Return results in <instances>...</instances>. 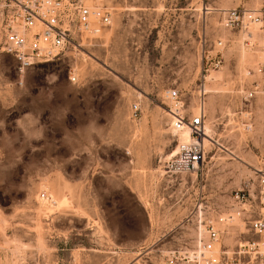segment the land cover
Returning <instances> with one entry per match:
<instances>
[{
	"label": "rangeland",
	"instance_id": "374dc122",
	"mask_svg": "<svg viewBox=\"0 0 264 264\" xmlns=\"http://www.w3.org/2000/svg\"><path fill=\"white\" fill-rule=\"evenodd\" d=\"M18 1L0 0V264H176L171 252L228 213L214 254L264 242L249 227L264 218V91L249 96L264 75V21L224 26L264 16V0H87L110 22L24 68L1 49ZM174 88L186 121L205 112V160L189 172L166 166Z\"/></svg>",
	"mask_w": 264,
	"mask_h": 264
},
{
	"label": "built area",
	"instance_id": "2783aa9c",
	"mask_svg": "<svg viewBox=\"0 0 264 264\" xmlns=\"http://www.w3.org/2000/svg\"><path fill=\"white\" fill-rule=\"evenodd\" d=\"M17 3V9L1 19V49L15 56L20 61L21 68L59 58L71 43H75L76 36L83 30H88L93 24H108L111 18L105 6L88 3L87 0H20ZM246 21L261 22L264 21V16H254L253 13L246 16H228L224 19V26L242 25ZM258 90L264 91V75L249 92V96H253ZM166 94L177 103L170 109L172 129L176 132L187 130L188 133L187 141H178L176 153L167 163V169L176 173L197 170L206 155L203 141L206 131L204 108L186 121L177 106L178 90L169 89ZM133 109L137 111L138 106L134 104ZM261 182L264 183V179ZM248 196L243 190H236L232 199L241 203ZM40 197L47 198L44 192L40 193ZM263 201L264 184L260 191V202ZM233 219V215L228 213L226 216H219L215 222L226 223ZM215 222L207 220L204 224L208 233L207 239L197 233L196 244L192 249L177 254L171 252L170 263L175 259L176 264H264V242L259 240L248 239L245 244L239 245L235 252L237 257L214 254L212 248L220 238ZM199 223L201 222L198 221ZM249 224L254 234H264V218L251 220ZM245 255L247 259L244 262L241 257Z\"/></svg>",
	"mask_w": 264,
	"mask_h": 264
},
{
	"label": "bare ground",
	"instance_id": "6f19581e",
	"mask_svg": "<svg viewBox=\"0 0 264 264\" xmlns=\"http://www.w3.org/2000/svg\"><path fill=\"white\" fill-rule=\"evenodd\" d=\"M168 116H169V115H168ZM206 131H207V130H206ZM178 139H179V142H180V143H181V142H185V141H187V140H188V133H187V130H184V131L180 132V133H179V137H178ZM207 140H209V137H208V134L206 133V135L203 137V141L206 142ZM176 150H177V147H176V149L174 150L173 155H175Z\"/></svg>",
	"mask_w": 264,
	"mask_h": 264
}]
</instances>
